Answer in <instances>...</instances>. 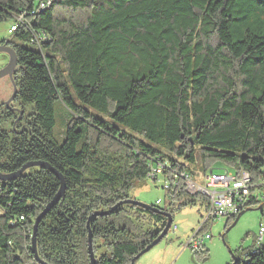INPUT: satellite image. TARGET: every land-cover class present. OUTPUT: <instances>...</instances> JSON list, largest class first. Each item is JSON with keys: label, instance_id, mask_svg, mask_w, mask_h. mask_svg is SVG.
Listing matches in <instances>:
<instances>
[{"label": "trees", "instance_id": "16d2710c", "mask_svg": "<svg viewBox=\"0 0 264 264\" xmlns=\"http://www.w3.org/2000/svg\"><path fill=\"white\" fill-rule=\"evenodd\" d=\"M40 4L0 0V21L16 26L7 44L17 57L15 103L27 123L14 130L8 121L17 114L0 112V172L40 160L65 180L64 197L37 227L42 261L90 264L89 230L96 264H130L162 231L163 215L120 204L87 222L159 175L169 180V204L150 205L172 220L176 210L205 209L209 201L187 192L182 180L170 181V171L194 177L222 162L262 180L264 0ZM56 103L68 111L61 139L54 133ZM58 187L56 176L38 166L0 179V264H39L32 226ZM261 201L264 186L256 185L241 211ZM258 242L239 248L242 258L231 252L230 264H264ZM193 255L207 258L208 250Z\"/></svg>", "mask_w": 264, "mask_h": 264}, {"label": "rangeland", "instance_id": "374dc122", "mask_svg": "<svg viewBox=\"0 0 264 264\" xmlns=\"http://www.w3.org/2000/svg\"><path fill=\"white\" fill-rule=\"evenodd\" d=\"M13 22L12 19L0 21V43L12 38L9 29ZM7 61V53H0V69L6 65ZM12 91L13 85L9 77L0 78V104L8 100ZM67 112L59 103H56L54 133L58 139L62 138L64 119L68 117ZM199 163L198 161L197 165ZM213 170L215 173H224L231 169L229 165L219 162ZM162 184L163 178L159 175L157 182L147 180L143 185L134 188L130 196L146 204H154L156 199H160L162 202L159 206L167 207L169 198ZM261 203L260 208H258L259 204H256L249 207L251 209L244 210L228 231L226 228L232 225V219L220 218L211 224L205 231L211 235V238L204 241L203 247L208 250L207 258L194 256L193 250L184 246L192 230L198 228L204 208L199 204L182 207L173 213L172 223L177 226V230L171 229L159 243L141 255L135 264H230L232 259L230 251L242 258V255L237 252L239 248L250 249L256 246L259 229L264 228V203L263 201ZM258 243L261 244V248H264V233Z\"/></svg>", "mask_w": 264, "mask_h": 264}, {"label": "built area", "instance_id": "2783aa9c", "mask_svg": "<svg viewBox=\"0 0 264 264\" xmlns=\"http://www.w3.org/2000/svg\"><path fill=\"white\" fill-rule=\"evenodd\" d=\"M40 7L44 8L49 5L52 0H40ZM16 28L13 25L10 29ZM167 165V163H164ZM164 164L158 168H153L149 173V179H155L164 169ZM195 177H192L186 172L170 171V181L182 180L185 185V190L189 193H200L208 198V205L204 209L199 226L192 230L186 238L185 247L192 250H197L204 247V241L210 239V235L206 233L204 228L209 229L211 224L220 218L231 217L239 213L244 207L248 197L251 194V189L256 185L264 186V171L262 180L254 183L247 172L241 171L238 174L230 171L215 173L212 170L206 172H197ZM158 178V177H157ZM169 185L167 178L163 179L162 187L166 189ZM160 199L156 203H160ZM172 230H177V226H171ZM264 228L260 227L258 241L262 238Z\"/></svg>", "mask_w": 264, "mask_h": 264}, {"label": "water", "instance_id": "95a60500", "mask_svg": "<svg viewBox=\"0 0 264 264\" xmlns=\"http://www.w3.org/2000/svg\"><path fill=\"white\" fill-rule=\"evenodd\" d=\"M7 43L8 42L5 41L4 43L0 44V53L4 52V53H7V55H8V61H7L6 65L0 69V78L5 77V76L9 77V79L11 80L12 85H13V91H12L11 96L8 98L7 101L4 102V104L8 106L9 103L15 97L16 92H17L16 84L14 82V74H15L16 67H17V57H16V54H15L13 48L10 45H8ZM1 104H3V103H1ZM32 166H38V167H42V168L49 170L52 174H54L56 176V178L59 181V187H58L57 192L52 197V199L44 206V208L41 210V212L36 216V218L33 222V226H32L31 253L33 254L34 259L37 263L47 264L38 257V254L36 251L37 227H38V224L40 223V221L44 218V216L50 211V209H52L64 197L66 185H65V180H64L63 176L61 175V173L59 171H57L54 167H52L48 162L37 160V161H30V162L25 163L18 170L14 171L12 173H1L0 172V179L1 180L14 179L15 177L22 174L27 168L32 167ZM120 204L135 205V206L147 209L149 211L159 213L160 215H163L166 218V223H165V226L162 229V231L148 245H146L141 251H139V253H137L131 259L130 264H135V261L141 255H143L144 253L149 251L153 246H155L157 243H159L166 236L173 220H172V216L169 212L162 211L156 207H153L150 204H146L144 202H140V201L135 200V199H127L125 201L118 203L114 207H112L110 211L94 212L88 219L87 227H88L89 221L92 218V216L108 214L113 209H115L117 206H119ZM260 207H261V205H259L258 208H260ZM248 209H251V208H248ZM242 213H243V211H240L236 215V218L233 221L232 225L230 227H228L226 231H228L235 224V222L237 221V219L239 218V216ZM222 239H223V236H222ZM87 241H88L87 251H88V255H89L90 264H96L95 263V257L93 254V250H92V235H91L89 230H88ZM230 253H231V251H230Z\"/></svg>", "mask_w": 264, "mask_h": 264}, {"label": "flooded vegetation", "instance_id": "af4514ba", "mask_svg": "<svg viewBox=\"0 0 264 264\" xmlns=\"http://www.w3.org/2000/svg\"><path fill=\"white\" fill-rule=\"evenodd\" d=\"M15 73H16V71H15ZM15 75V74H14ZM6 108V109H5ZM0 112L1 113H3V117H4V115L5 116H7V115H9L10 113H9V111L10 112H12V113H16L17 115L15 116V118H13L12 120L10 119L9 121H8V123L12 126V128L15 130V129H17V126L18 125H21L22 126V128H25V126H26V115H24V113H23V110H22V108H21V106L20 105H17L16 103H15V97L13 98V100L9 103V105L7 106V105H5V104H2V105H0Z\"/></svg>", "mask_w": 264, "mask_h": 264}, {"label": "crops", "instance_id": "0c3cea01", "mask_svg": "<svg viewBox=\"0 0 264 264\" xmlns=\"http://www.w3.org/2000/svg\"><path fill=\"white\" fill-rule=\"evenodd\" d=\"M208 171H209V170H208ZM230 171H231V170H230ZM156 200H157V199H156ZM156 200H155V201H156Z\"/></svg>", "mask_w": 264, "mask_h": 264}]
</instances>
